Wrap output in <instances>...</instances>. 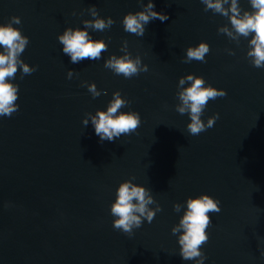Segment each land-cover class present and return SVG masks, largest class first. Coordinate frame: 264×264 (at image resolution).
Returning <instances> with one entry per match:
<instances>
[{
  "label": "water",
  "instance_id": "obj_1",
  "mask_svg": "<svg viewBox=\"0 0 264 264\" xmlns=\"http://www.w3.org/2000/svg\"><path fill=\"white\" fill-rule=\"evenodd\" d=\"M148 2L0 0V26L20 18L13 27L30 41L20 58L37 67L23 79L18 69L10 82L19 85V109L0 117V264H196L182 260L179 234L171 230L186 200L204 194L221 208L209 213L204 264H264V68L246 58L252 36L237 45L218 33L230 22L205 12L200 0H152L169 19L151 21L143 37L125 32L123 17ZM238 4L252 10L249 0ZM92 6L115 21L103 32L88 29L108 50L73 64L57 37L67 28L83 30ZM125 40L132 57L148 66L131 79L103 66L124 55ZM201 42L210 47L207 63H183L186 49ZM69 70L78 75L68 79ZM189 74L227 93L208 102L202 121L217 113L219 119L197 136L187 131L190 117L175 111L179 79ZM85 81L102 94L93 99ZM116 91L129 101L120 111L138 112L141 125L100 142L91 122L82 121L106 111ZM132 177L162 211L128 236L112 227L110 206Z\"/></svg>",
  "mask_w": 264,
  "mask_h": 264
},
{
  "label": "clouds",
  "instance_id": "obj_2",
  "mask_svg": "<svg viewBox=\"0 0 264 264\" xmlns=\"http://www.w3.org/2000/svg\"><path fill=\"white\" fill-rule=\"evenodd\" d=\"M206 7L205 12L211 10L214 14H220L227 18L230 27L225 25L218 28V33L226 35L231 41L237 42L241 37L252 38L249 41V51L246 58L255 68H264V0H249L251 11L242 10L238 0H200ZM228 5V7H225ZM155 5L149 0L142 11L129 12L121 21L125 32L143 37L146 26L153 20L165 22L169 17L165 14L154 11ZM92 17L83 20L84 29L67 28L62 35L57 37L63 46V54L70 57L73 64L84 60H99L102 52L108 50V44L104 40H94L89 34L92 31L103 32L110 29L115 21L111 17L101 18L95 6L86 10ZM73 15H76L74 12ZM21 24L19 17H12L7 25L0 26V117H11L17 112L19 85L11 83L15 79L18 69L21 71V79L37 71V67H30L20 57L30 43L28 37L22 35L18 28L13 25ZM124 55L117 57L110 56L104 63V68L111 70L117 76L131 79L140 73L148 72V66L142 64L141 58L137 55L132 57L128 51V42L125 40L120 49ZM229 55H235L230 49H226ZM210 52L207 43L201 42L196 47L186 49V57L183 63H190L193 60L207 63L206 54ZM78 75L72 70L67 72V78L72 79ZM190 86L184 87L185 84ZM202 77L189 74L179 79L177 98L179 103L175 111L181 115L187 114L190 123L187 124V131L192 136H197L215 125L219 114L207 119L205 123L201 116L210 100L223 98L226 91L218 90L211 85L205 86ZM82 87H87L93 99L102 93L97 90L95 83L83 82ZM107 95V92L103 93ZM129 101L122 98L121 93L116 91L112 94L106 111L97 110L95 115L88 113L82 123L85 127L91 122L95 134L100 142H114L121 136L131 135L141 125V117L138 112H121L120 109L127 107ZM130 180L122 182L116 190L115 201L110 206V213L114 217L112 227L132 236L134 229H139L144 221L149 224L156 214L162 209L153 199L151 192L143 186H138ZM155 204L156 207L150 208ZM181 204H173V210L179 213ZM221 212L220 201L209 195H200L197 198L189 197L186 200V210L179 220V223L172 228V234L178 235L180 246L179 255L184 261L195 260L196 264H204L207 257L200 250L208 242L207 229L212 226V219L209 213L219 214Z\"/></svg>",
  "mask_w": 264,
  "mask_h": 264
}]
</instances>
